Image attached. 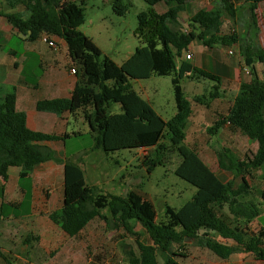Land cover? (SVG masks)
I'll return each instance as SVG.
<instances>
[{"label": "trees", "instance_id": "1", "mask_svg": "<svg viewBox=\"0 0 264 264\" xmlns=\"http://www.w3.org/2000/svg\"><path fill=\"white\" fill-rule=\"evenodd\" d=\"M123 1L111 0L113 12L120 17L128 12V6ZM144 1L151 7L164 3L167 11L138 14L137 35L143 46L138 47L121 65L107 56L103 57L101 49L79 30L85 23L86 15L84 8L75 1L13 0V5H23L30 14L26 19L17 15H7V19L27 37V41H35L44 35L48 40L51 36L63 39L71 60L80 61L83 65L85 82L77 83L68 98L38 101L37 111L63 115L91 106V111H85L84 119L91 132L96 133L95 148L105 153L122 149L149 151L159 146L168 129L170 140L181 157L175 173L197 191L181 209L167 206L166 221L158 223L153 204L143 195L136 191H130L124 197L100 193L96 187L86 184L79 165L66 161L63 165V205L51 212L49 219L69 237L76 238L96 219L107 220L101 210L122 211L124 214L120 221L124 224L127 218L139 221L152 241L151 245H147L136 240L137 252L127 254L128 264H160L158 256L164 264H183L181 260L189 258L188 247L193 244L186 243L187 238L223 261L238 251L252 253L264 261V233L260 230L248 236L241 229L259 214L249 181L255 178L254 174L264 163V82L257 77L252 58L246 59V65L251 67L254 75L252 82L242 84L229 113L219 116L214 122L216 129L225 124L231 125L258 143L257 152L243 160L227 149L217 153L220 169L232 172L241 183L225 184L202 160L199 151L184 143L185 129L193 109L192 102L185 98L181 80L202 77L220 84V78L193 67L188 60L180 64L178 61L194 42H202L205 46L213 42L221 32L224 12L234 14L233 4L231 0H223V9L200 10L192 17L189 28L184 30L179 18L189 0ZM248 1L252 10L264 2ZM172 73L176 75L173 84L177 113L166 121L149 101L132 89L130 81ZM193 101L202 103L196 98ZM116 104L121 112L111 113L112 105ZM66 138H69L66 134L61 136L29 129L26 114L16 109V89L0 94L1 192L2 195L5 193L10 169L18 168V187L22 196L20 201L5 202L1 207L8 205L20 209L26 202L31 206L34 168L49 161L58 162L48 144ZM147 156L144 164L149 163ZM260 197L264 202V190L260 191ZM28 214L27 209L15 213L14 217ZM215 235L232 241L233 245L216 240Z\"/></svg>", "mask_w": 264, "mask_h": 264}, {"label": "rangeland", "instance_id": "2", "mask_svg": "<svg viewBox=\"0 0 264 264\" xmlns=\"http://www.w3.org/2000/svg\"><path fill=\"white\" fill-rule=\"evenodd\" d=\"M70 1H77L85 11L86 20L79 30L93 40L101 49L103 57H109L118 65L126 61L138 47L143 46L137 35L138 14L152 11L158 13L162 8V5L151 7L144 0H124L128 12L120 17L113 12L108 0ZM245 5L250 9L249 4ZM223 6V0H189L185 11L180 14L181 26L184 30L188 29L192 17L200 10L223 9ZM251 13L254 14V10ZM29 14L25 9V14L19 16L26 19ZM237 14V21L231 20V23L227 21L224 26L225 40L230 41L234 36L244 35L242 32L246 23L244 12L240 10ZM226 15L230 17L228 13ZM43 37L35 41H26L35 47H44L47 43L42 41ZM51 37L49 39L56 44L57 40ZM224 39L218 40L215 37L214 41ZM4 43H7V48H17L21 44L16 38ZM228 49L229 47H224L226 63L239 62L242 50L239 54L228 55ZM222 51V47H218V51L213 52L222 57ZM249 52L254 53L253 50ZM36 58L31 61L32 66L27 70L30 80L33 79L32 74L35 72L40 74L42 71ZM205 59L207 64L212 60L207 54ZM102 60L103 58L100 59ZM183 60H187L186 56L182 57L181 61ZM191 61L194 64L195 56ZM210 63L211 67H207L206 71L219 76L224 75L218 65L212 64L213 60ZM242 73L246 74V71L243 70ZM175 77V73L166 76L153 75L148 79L130 82L132 89L149 101L157 113L167 121L177 113L173 84ZM181 86L185 98L192 102L194 111L185 129V145L195 147L201 158L221 177L223 174L232 176V172L220 169L217 153L227 149L235 157L243 160L246 156H252L253 152L256 153L259 146L257 142L231 125L226 128L224 126L214 128V122L220 116L215 113V98L228 94L238 96L242 85L238 89L230 82L220 85L212 79L199 77L191 80L184 78L181 80ZM214 94L217 95L214 97ZM194 98L202 103L194 102ZM86 110L91 111V106L77 110L71 119L69 132L75 129L78 131L77 134H71L69 138L51 145L58 162L38 165L32 172L35 216L9 221L6 220L9 214L29 210L30 204L26 202L20 209L8 205L0 206V264H128L127 254L137 252L136 240L147 245L152 244L142 224L131 218H127L124 224L120 221L124 213L118 210L113 212L108 208L101 210L107 220L96 219L76 238L69 237L58 225L53 224L49 214L63 205V165L66 161L79 165L84 172L86 184L96 187L100 193L124 197L128 192L136 191L143 195L153 204L158 223L166 221L167 206L179 210L195 195L197 189L175 173L181 163V157L170 140L168 129L165 130L159 146L152 147L149 151L122 149L105 153L102 149L95 148L96 133L91 132L84 120L83 113ZM120 112L118 104L112 105L111 113ZM223 112L226 116L227 112ZM146 155L148 164H144ZM18 171V168L10 169L3 195L1 192L3 180L0 177V203L10 202L14 198L22 199L21 194L16 193ZM255 174V178L250 181L254 193L263 187L260 182L264 181V163ZM27 236L30 243L26 244ZM38 236L40 239L35 240ZM215 236L216 240L233 245L231 241ZM186 243L193 244L188 247L189 258L181 260L183 264H221L211 251L197 246L194 240L189 238ZM158 260L160 264H164L160 256Z\"/></svg>", "mask_w": 264, "mask_h": 264}, {"label": "crops", "instance_id": "3", "mask_svg": "<svg viewBox=\"0 0 264 264\" xmlns=\"http://www.w3.org/2000/svg\"><path fill=\"white\" fill-rule=\"evenodd\" d=\"M75 2L77 3V1ZM231 2L233 4L234 14L228 17L226 15L227 12H224L225 14L223 15L222 19L223 26L221 32L215 37H217L218 40H222V38L224 39L225 33L223 29L226 22L228 21V23H231V20L237 21V13L240 10L244 12L243 16L246 22L244 25V31H242L244 32V35L234 36L232 38H230L229 36L228 38H230V41L228 39H224V41H214V37L213 42H210L209 46H205L202 42L196 41L190 46V50L183 56H186L187 54H192V57L195 56L194 64H192L191 60H188V62L192 64L193 67L204 71H206L207 67H211L210 62H212L213 60L212 64H214L215 66L218 65V67H220V70H222L224 73L223 76L212 73L220 78V85L230 82L233 85H236V87L239 89L240 85L244 83H250L254 78V75L252 74L250 69L251 67L246 65L247 58H252V66L255 69V73L259 80L264 82V2L257 4L254 7V14L251 13L252 7L250 1L231 0ZM108 3L111 4V0H108ZM245 4H249L251 10L249 9V7H246ZM157 5H162V8L158 13H164L167 11L166 4L160 3ZM23 14H25V9L21 4L13 5V0H11L10 3L8 2V0H0V94L3 95L11 92L13 89H16V109L17 111L24 112L26 114L27 126L29 127V129L33 131L61 136L65 134L68 136H70L71 134H77L76 132L78 131H76L75 129H72V131L70 132L68 129L74 113H64L63 115H56L48 112H39L36 109V104L40 100L70 97L77 83L85 82L84 76L82 74L83 65L80 61L71 60L68 55L67 44L63 39L57 36L51 37L52 39L57 40V43H54V47L50 46L49 44L44 47H35L32 43L27 42V37L22 35L17 29H15L7 19V15L19 16ZM210 37L211 36H209L208 39ZM13 38L18 39L21 44L17 48H7V43L4 42H9ZM218 47H222L224 57L223 54L222 57H220L214 53L218 51ZM224 47H229L227 51L228 55L230 51H233V54L230 55H235V53L239 54V51L242 50L241 54H239V62L234 61L226 63V51H224ZM252 50L254 51L253 54L249 52ZM205 54L208 55V58L212 59L209 60L208 64L206 63ZM35 58L37 59V62H39L42 71L40 74L36 72L32 74L33 79L30 80V75L27 70L28 68H30V66H32L31 61ZM181 62L182 61L180 59L178 63L180 64ZM222 63H224L225 65H222ZM243 70L246 71V74L242 73ZM185 79L191 80V78L189 77H185ZM235 97H237V95L233 96V94H228L222 96L221 98H215V113L217 114V116H225V113L223 111L227 112L226 115L228 114L229 109L234 104V101L236 99ZM227 126L229 125H224L225 128ZM254 142L256 143V141ZM53 143L56 142L49 143L48 145L52 147L51 145ZM254 153L255 152H253V154ZM51 162L53 161H49L40 165L50 164ZM212 171L217 174V171ZM217 176L225 184L234 182L236 185H239L241 183L240 179L238 180L233 177V174L232 176L223 174V177L217 174ZM249 183L251 185L250 181ZM260 185L263 186L262 189H260L259 191L256 190V193H254L253 195L254 203L259 208V214L249 224L241 226V229L249 236L254 235L260 230L264 233V202L260 197V191L264 190V181H261ZM16 188V193L20 195L21 192L18 187V181ZM20 200L21 199L14 198L12 201L6 203L18 202ZM1 204L2 203H0V206ZM28 213V215L17 218L14 217V214H9L6 220H20L35 216L33 198L31 200V206L28 210ZM13 237H15V234H13ZM38 237L35 238V240L40 239V237ZM28 238L29 236L25 238L26 244L30 243V240L28 241ZM219 261L221 262V264H264L263 260L257 259L252 253H245L241 251H238L230 256V258L226 261H223L221 259H219Z\"/></svg>", "mask_w": 264, "mask_h": 264}, {"label": "built area", "instance_id": "4", "mask_svg": "<svg viewBox=\"0 0 264 264\" xmlns=\"http://www.w3.org/2000/svg\"><path fill=\"white\" fill-rule=\"evenodd\" d=\"M45 43L49 44L50 46L54 47V42L52 40H48L46 36L43 37L42 39ZM229 54H233V51H230ZM187 60H191L192 59V54H187L186 55Z\"/></svg>", "mask_w": 264, "mask_h": 264}, {"label": "water", "instance_id": "5", "mask_svg": "<svg viewBox=\"0 0 264 264\" xmlns=\"http://www.w3.org/2000/svg\"><path fill=\"white\" fill-rule=\"evenodd\" d=\"M188 241H189V238L186 239V242H188Z\"/></svg>", "mask_w": 264, "mask_h": 264}]
</instances>
